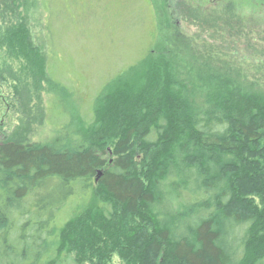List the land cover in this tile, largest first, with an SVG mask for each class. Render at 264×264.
Instances as JSON below:
<instances>
[{
	"label": "trees",
	"instance_id": "1",
	"mask_svg": "<svg viewBox=\"0 0 264 264\" xmlns=\"http://www.w3.org/2000/svg\"><path fill=\"white\" fill-rule=\"evenodd\" d=\"M195 18L211 30L217 16ZM149 51L111 80V159L66 126L0 141V264H83L73 251L97 240L130 264H264V218L241 199L263 185L245 155L264 131V93L210 60L157 68L141 88L121 79Z\"/></svg>",
	"mask_w": 264,
	"mask_h": 264
},
{
	"label": "rangeland",
	"instance_id": "2",
	"mask_svg": "<svg viewBox=\"0 0 264 264\" xmlns=\"http://www.w3.org/2000/svg\"><path fill=\"white\" fill-rule=\"evenodd\" d=\"M203 15L217 16L211 30L198 26ZM148 51L121 79L141 88L157 68L210 60L264 93V0H0V141H44L66 126L111 159L122 135L107 124L111 80ZM251 152L263 185L241 199L264 218V131ZM132 154L144 174L149 156L138 146ZM91 247L73 254L83 264H130L100 240Z\"/></svg>",
	"mask_w": 264,
	"mask_h": 264
},
{
	"label": "water",
	"instance_id": "3",
	"mask_svg": "<svg viewBox=\"0 0 264 264\" xmlns=\"http://www.w3.org/2000/svg\"><path fill=\"white\" fill-rule=\"evenodd\" d=\"M98 174H100V171H98Z\"/></svg>",
	"mask_w": 264,
	"mask_h": 264
}]
</instances>
